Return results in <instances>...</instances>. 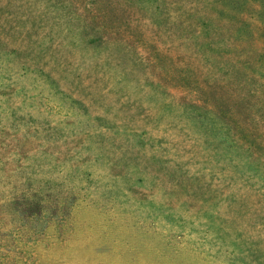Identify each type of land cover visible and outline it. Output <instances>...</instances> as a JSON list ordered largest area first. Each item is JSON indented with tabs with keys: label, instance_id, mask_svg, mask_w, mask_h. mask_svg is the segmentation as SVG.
<instances>
[{
	"label": "rangeland",
	"instance_id": "1",
	"mask_svg": "<svg viewBox=\"0 0 264 264\" xmlns=\"http://www.w3.org/2000/svg\"><path fill=\"white\" fill-rule=\"evenodd\" d=\"M0 264H264V0H0Z\"/></svg>",
	"mask_w": 264,
	"mask_h": 264
}]
</instances>
